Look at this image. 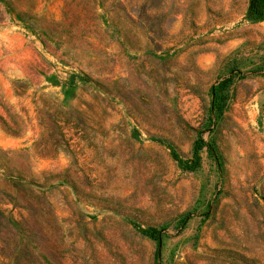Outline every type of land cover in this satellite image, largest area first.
<instances>
[{"label": "rangeland", "instance_id": "1", "mask_svg": "<svg viewBox=\"0 0 264 264\" xmlns=\"http://www.w3.org/2000/svg\"><path fill=\"white\" fill-rule=\"evenodd\" d=\"M68 1L39 7L53 40L0 20V113L24 128L0 148L66 138L31 163L57 174L52 264H264V0H115L101 40L65 32Z\"/></svg>", "mask_w": 264, "mask_h": 264}, {"label": "trees", "instance_id": "2", "mask_svg": "<svg viewBox=\"0 0 264 264\" xmlns=\"http://www.w3.org/2000/svg\"><path fill=\"white\" fill-rule=\"evenodd\" d=\"M45 1L0 0V20L8 18L16 21L53 40V22L41 17L43 15L39 12ZM99 9L103 12L100 13ZM122 10L115 0H70L65 5L64 14L69 18L73 15L75 22L68 23L64 30L67 34L89 31L88 37L101 40L95 33L103 25L110 28L119 25V12ZM73 25L77 27L73 28ZM229 81L220 82L214 92V100L222 103L218 106L219 114L225 108L224 93ZM14 89L19 94V83L14 82ZM0 124L11 135L21 136L24 133L20 122L9 121L1 113ZM57 126L53 131V141L49 142L43 139L47 126L40 124L41 139L35 142L32 151L0 148V264L53 263L56 248L52 243L55 231L52 185L57 174L44 176L42 181L32 170L31 163L33 157H52L61 145L66 144L63 126Z\"/></svg>", "mask_w": 264, "mask_h": 264}]
</instances>
